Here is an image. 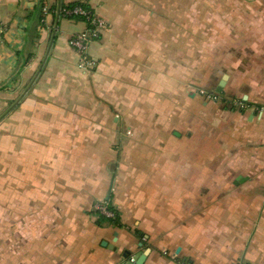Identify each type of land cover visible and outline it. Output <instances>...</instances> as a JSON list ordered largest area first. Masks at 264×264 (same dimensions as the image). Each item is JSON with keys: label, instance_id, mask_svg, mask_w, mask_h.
I'll return each instance as SVG.
<instances>
[{"label": "crops", "instance_id": "crops-1", "mask_svg": "<svg viewBox=\"0 0 264 264\" xmlns=\"http://www.w3.org/2000/svg\"><path fill=\"white\" fill-rule=\"evenodd\" d=\"M73 4L109 25L90 72L70 46L86 24L58 14ZM242 8L0 0V264H127L147 251L145 264H264V93L243 95L253 110L229 108L200 95L225 81L219 95L236 99L229 76L194 89L180 72L197 34L210 49L234 43ZM116 114L132 137L117 136ZM99 204L121 226L98 225Z\"/></svg>", "mask_w": 264, "mask_h": 264}, {"label": "rangeland", "instance_id": "rangeland-1", "mask_svg": "<svg viewBox=\"0 0 264 264\" xmlns=\"http://www.w3.org/2000/svg\"><path fill=\"white\" fill-rule=\"evenodd\" d=\"M233 3L230 4L233 5ZM242 10L246 17L244 28L242 32L240 31L241 34L230 37L234 43L229 44L227 50L210 49L211 45L216 46L218 43H210L209 36L206 38L203 33L196 35V50L190 51V59L193 57L192 60H195V65H186L184 68L181 67L180 71L184 75H187L188 70L195 73V79L191 85L194 89H212L222 81V78L226 79L229 76L228 89L229 87L233 88L237 93L235 96L237 98L234 100H242L243 95L258 99L263 98L261 95L264 93V0H243ZM249 15L253 17L249 18ZM257 27H260L259 31ZM219 35L215 34L213 38L220 37ZM255 36H258V41L254 39ZM240 38L244 39L243 43L236 44L235 41L240 40ZM254 45L255 49H253ZM187 52L181 50V56L185 54L187 57ZM185 62L187 63V60ZM211 73L213 76H208ZM195 104L191 107L194 114H202L198 103ZM116 115L117 136L132 137L131 131L124 128L126 122L124 123L123 115ZM123 147L122 145L115 146L119 152H123ZM148 148L154 149L152 146ZM187 169L188 163L184 162L181 165V170Z\"/></svg>", "mask_w": 264, "mask_h": 264}, {"label": "built area", "instance_id": "built-area-1", "mask_svg": "<svg viewBox=\"0 0 264 264\" xmlns=\"http://www.w3.org/2000/svg\"><path fill=\"white\" fill-rule=\"evenodd\" d=\"M49 8H44V14L47 15ZM58 14L66 19L81 18L86 24V30L78 35H75L70 40V46L80 55L81 63L79 65L80 69L85 72H90L92 68L95 67V62L89 58V51L91 45L94 42L99 41L101 36L109 31V25L106 21L96 16L92 10L86 9L81 6L75 8L62 7L59 9ZM200 95L206 99V101L218 103L222 102L225 106L229 108H239L241 110H253L252 106H249L243 101H236L221 98L219 94L211 93L207 91H200ZM95 211L107 219H114L115 214L109 210L105 204L96 205ZM130 262L135 264L136 259L134 257L130 258Z\"/></svg>", "mask_w": 264, "mask_h": 264}, {"label": "trees", "instance_id": "trees-1", "mask_svg": "<svg viewBox=\"0 0 264 264\" xmlns=\"http://www.w3.org/2000/svg\"><path fill=\"white\" fill-rule=\"evenodd\" d=\"M77 6H81V7H84V8H86V9H88L85 5H83V4H73V5H71V6H68V7H70V8H75V7H77ZM71 20H78V21H82L83 22V20L81 19V18H74V19H71ZM109 210H110V208H109ZM111 211L115 214V218L114 219H107V218H105V217H103V216H100L99 215V213L97 212V211H95V214L97 215V217H98V220H97V223H98V225H102L103 223H111V224H113V225H115V226H121L120 225V221H119V215H118V213L117 212H115L114 211V209H112L111 208ZM139 233L137 232V235H138Z\"/></svg>", "mask_w": 264, "mask_h": 264}, {"label": "water", "instance_id": "water-1", "mask_svg": "<svg viewBox=\"0 0 264 264\" xmlns=\"http://www.w3.org/2000/svg\"><path fill=\"white\" fill-rule=\"evenodd\" d=\"M225 85H226V82L225 81H222L220 83L219 87L216 90L218 94H224L223 93V89H224ZM238 181H241V178L238 179ZM238 184H239V182H236L235 183V185H238ZM178 252H179V250H178ZM148 255H149V251H147L146 253H144L135 264H145ZM127 264H133V263L129 262Z\"/></svg>", "mask_w": 264, "mask_h": 264}]
</instances>
